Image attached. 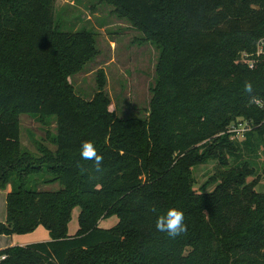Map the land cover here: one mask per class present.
<instances>
[{
  "label": "trees",
  "instance_id": "1",
  "mask_svg": "<svg viewBox=\"0 0 264 264\" xmlns=\"http://www.w3.org/2000/svg\"><path fill=\"white\" fill-rule=\"evenodd\" d=\"M56 1L0 0V190L10 187L0 235L41 226L51 237L1 250L0 264H264V0H98L159 52L147 115L128 119L102 85L91 100L74 92L94 34L61 31ZM17 114L55 117L54 150L21 149ZM238 123L243 138L229 132ZM85 140L100 172L80 157ZM209 162L214 174L194 189V169ZM172 207L187 225L176 238L155 227Z\"/></svg>",
  "mask_w": 264,
  "mask_h": 264
},
{
  "label": "rangeland",
  "instance_id": "2",
  "mask_svg": "<svg viewBox=\"0 0 264 264\" xmlns=\"http://www.w3.org/2000/svg\"><path fill=\"white\" fill-rule=\"evenodd\" d=\"M63 32H77L81 29L94 34L97 54L69 78V83L80 98L91 100L102 85V91L109 99V110L117 118H143L147 115L151 99L150 88L154 85L158 50L125 17L108 4L98 0H57L54 22ZM264 48V43L261 45ZM264 54V52H263ZM19 121V142L23 150L36 153L37 146L54 150L48 136L56 132V118L17 114ZM216 163L194 169V189L199 190L214 174ZM59 184L41 187V190H57ZM213 186L206 187L211 191ZM264 190V181L256 191ZM79 208L75 207L68 225V235L78 230ZM115 216L103 219L99 227L108 229L117 224Z\"/></svg>",
  "mask_w": 264,
  "mask_h": 264
},
{
  "label": "clouds",
  "instance_id": "3",
  "mask_svg": "<svg viewBox=\"0 0 264 264\" xmlns=\"http://www.w3.org/2000/svg\"><path fill=\"white\" fill-rule=\"evenodd\" d=\"M244 92L248 94L253 92V82L251 80H245ZM80 157L83 160L91 161L97 172L102 170L104 158L98 153L94 142L85 140L81 143ZM150 210L152 212L157 211L155 207ZM155 227L158 232L166 233L170 238H176L187 233L184 213L175 207L169 208L166 213L159 215Z\"/></svg>",
  "mask_w": 264,
  "mask_h": 264
},
{
  "label": "crops",
  "instance_id": "4",
  "mask_svg": "<svg viewBox=\"0 0 264 264\" xmlns=\"http://www.w3.org/2000/svg\"><path fill=\"white\" fill-rule=\"evenodd\" d=\"M10 187L0 190V223L6 221V195ZM51 241L49 232L43 227H38L33 232L24 235H0V251L13 246H25L34 243Z\"/></svg>",
  "mask_w": 264,
  "mask_h": 264
},
{
  "label": "built area",
  "instance_id": "5",
  "mask_svg": "<svg viewBox=\"0 0 264 264\" xmlns=\"http://www.w3.org/2000/svg\"><path fill=\"white\" fill-rule=\"evenodd\" d=\"M264 43V39L260 40L259 44H258V49H257V53L256 56H259L261 54H263V47L261 46ZM254 62L253 61H248L247 65L249 68L253 67ZM249 130L248 126L244 123H238V125H233L230 127V131L235 134V138H243L244 134ZM2 260L4 259V257L1 258Z\"/></svg>",
  "mask_w": 264,
  "mask_h": 264
}]
</instances>
